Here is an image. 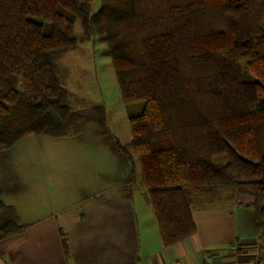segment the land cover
Instances as JSON below:
<instances>
[{
	"label": "trees",
	"instance_id": "trees-1",
	"mask_svg": "<svg viewBox=\"0 0 264 264\" xmlns=\"http://www.w3.org/2000/svg\"><path fill=\"white\" fill-rule=\"evenodd\" d=\"M94 2L0 0V150L30 134L80 132L61 59L96 37L124 103L141 104L130 142L116 147L132 181L139 162L163 245L193 235V207L223 192L262 230L264 0ZM25 228L0 187V237Z\"/></svg>",
	"mask_w": 264,
	"mask_h": 264
},
{
	"label": "crops",
	"instance_id": "crops-1",
	"mask_svg": "<svg viewBox=\"0 0 264 264\" xmlns=\"http://www.w3.org/2000/svg\"><path fill=\"white\" fill-rule=\"evenodd\" d=\"M72 96L79 133L30 134L0 150L2 201L26 227L0 237V264H264V228L230 192L194 206L195 233L165 247L102 107Z\"/></svg>",
	"mask_w": 264,
	"mask_h": 264
},
{
	"label": "rangeland",
	"instance_id": "rangeland-1",
	"mask_svg": "<svg viewBox=\"0 0 264 264\" xmlns=\"http://www.w3.org/2000/svg\"><path fill=\"white\" fill-rule=\"evenodd\" d=\"M101 0H95L93 10L96 11ZM75 29L80 32L81 26ZM105 45L93 37L89 42L80 44L75 50H70L62 57V63L70 69L68 88L77 105L80 103H99L106 114L107 125L116 133L119 141L126 145L131 140L129 115L137 113L141 104L126 105L122 98L111 58L103 54ZM137 175L133 185L136 199L143 198L145 187L140 175V165L136 161ZM216 200L212 203H219ZM227 202H220L225 204ZM264 205V204H263ZM150 213L152 208L146 205ZM264 231V230H262Z\"/></svg>",
	"mask_w": 264,
	"mask_h": 264
},
{
	"label": "built area",
	"instance_id": "built-area-1",
	"mask_svg": "<svg viewBox=\"0 0 264 264\" xmlns=\"http://www.w3.org/2000/svg\"><path fill=\"white\" fill-rule=\"evenodd\" d=\"M205 264H210V263H205Z\"/></svg>",
	"mask_w": 264,
	"mask_h": 264
}]
</instances>
